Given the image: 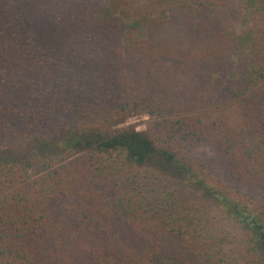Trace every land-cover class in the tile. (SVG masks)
<instances>
[{
    "label": "trees",
    "instance_id": "obj_1",
    "mask_svg": "<svg viewBox=\"0 0 264 264\" xmlns=\"http://www.w3.org/2000/svg\"><path fill=\"white\" fill-rule=\"evenodd\" d=\"M0 264H264V0H0Z\"/></svg>",
    "mask_w": 264,
    "mask_h": 264
},
{
    "label": "rangeland",
    "instance_id": "obj_2",
    "mask_svg": "<svg viewBox=\"0 0 264 264\" xmlns=\"http://www.w3.org/2000/svg\"><path fill=\"white\" fill-rule=\"evenodd\" d=\"M172 18L173 19H171L172 21L170 22V24L172 26V31L181 30L182 29V24L179 23L180 19L177 18L175 15H173ZM233 30L236 33H242L244 31H246L247 28L243 24H240V25L235 26ZM164 34H168V33H164ZM170 41H171L172 44L168 43V42H164L166 44L165 46L167 47V49H166L167 53L172 51L171 54L168 53V55H167L168 58L165 59V62L169 66V69L168 68H164V66L162 67V65H159V69L165 75L166 74L177 75L178 78L180 79V82H182L183 79H184V82L188 84L187 85L188 88L186 89V93H187V92H189V86L191 84L194 85V84H198V83H194V81L192 83V79L191 78H189V80L186 79L184 77V71L177 72V71L173 70V68H172L173 65H174L173 64L174 63L173 60L176 57L183 59V63H184V53H180V51H179V50L184 51V45L176 43L175 40L172 39V38L170 39ZM247 56H248V51L243 52V54H239V53L234 54L232 56V60H233V64L232 65H234V67H232V68H235L236 70H241L242 72L248 70L251 60ZM235 69H234V71L236 73ZM172 85H175V84L172 83ZM182 90H183V87H182ZM227 91H228V87H225V89L220 90V94L219 95H220L221 98H219L218 100L215 98V95L211 96V93L210 94L207 93L206 95H203V96H199L198 95L195 98H198V100H200V102H203V101L205 102L206 99L210 100L212 105L216 104V106L218 107V106H221L223 100L227 101L225 99L227 97ZM195 103L198 104L199 102L195 101ZM212 116L213 117H217V115L215 113H213ZM152 121L153 120L151 118H149V116H147V115L135 116V117L130 118L127 121V123L124 124V126H135L138 130L144 131V130H146L148 128V125ZM55 155L60 160V159H64V158H67V157H72L73 153L70 150H65L64 147L62 145H60V147L58 149H55Z\"/></svg>",
    "mask_w": 264,
    "mask_h": 264
}]
</instances>
